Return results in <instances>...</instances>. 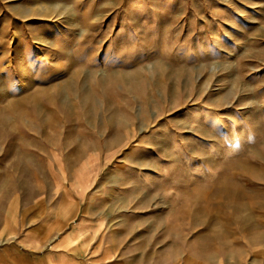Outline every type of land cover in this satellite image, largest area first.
I'll list each match as a JSON object with an SVG mask.
<instances>
[{
	"label": "rangeland",
	"instance_id": "obj_1",
	"mask_svg": "<svg viewBox=\"0 0 264 264\" xmlns=\"http://www.w3.org/2000/svg\"><path fill=\"white\" fill-rule=\"evenodd\" d=\"M1 250L264 264V0H0Z\"/></svg>",
	"mask_w": 264,
	"mask_h": 264
},
{
	"label": "crops",
	"instance_id": "obj_2",
	"mask_svg": "<svg viewBox=\"0 0 264 264\" xmlns=\"http://www.w3.org/2000/svg\"><path fill=\"white\" fill-rule=\"evenodd\" d=\"M12 213V212H11ZM14 222H15V217H14V214H10L6 221H5V227L7 229H9L10 231H12L13 229V225H14ZM8 239V238H6ZM16 258L12 256L11 252H8V251H3L1 250L0 252V264H14L16 263Z\"/></svg>",
	"mask_w": 264,
	"mask_h": 264
}]
</instances>
